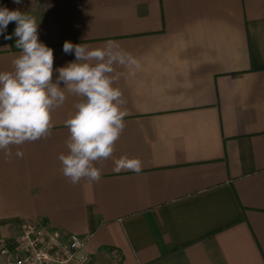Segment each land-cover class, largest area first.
<instances>
[{"label":"crops","instance_id":"obj_1","mask_svg":"<svg viewBox=\"0 0 264 264\" xmlns=\"http://www.w3.org/2000/svg\"><path fill=\"white\" fill-rule=\"evenodd\" d=\"M36 18L55 69L65 41L115 40L142 70L121 78L125 128L99 182L71 184L58 155L76 97L48 138L0 152V237L41 219L85 239L81 264H264V0H0ZM15 22L0 35V71L19 54ZM12 39H5V36ZM64 85L61 84V87ZM0 264H13L0 254Z\"/></svg>","mask_w":264,"mask_h":264},{"label":"clouds","instance_id":"obj_2","mask_svg":"<svg viewBox=\"0 0 264 264\" xmlns=\"http://www.w3.org/2000/svg\"><path fill=\"white\" fill-rule=\"evenodd\" d=\"M10 22L16 23L19 54L10 70L0 71V152L11 158L15 148L14 155L23 158L20 149L25 143L48 138L54 127L53 112L71 95L77 100L63 122L69 133L67 152L58 155L63 176L73 185L99 182L102 168L98 165L107 160H112L116 173L142 172L140 158L114 156L128 115L118 83L142 70L140 60L115 40L95 48L65 41L64 53L74 52L75 60L55 69L54 81V52L39 41L36 18L0 7V35Z\"/></svg>","mask_w":264,"mask_h":264},{"label":"built area","instance_id":"obj_3","mask_svg":"<svg viewBox=\"0 0 264 264\" xmlns=\"http://www.w3.org/2000/svg\"><path fill=\"white\" fill-rule=\"evenodd\" d=\"M85 239L77 234H61L41 219L24 220L13 242L0 237V254L13 264H81L78 252Z\"/></svg>","mask_w":264,"mask_h":264}]
</instances>
